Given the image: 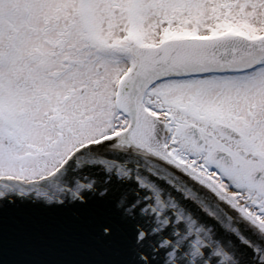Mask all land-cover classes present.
Listing matches in <instances>:
<instances>
[{
    "label": "snow or ice",
    "instance_id": "snow-or-ice-1",
    "mask_svg": "<svg viewBox=\"0 0 264 264\" xmlns=\"http://www.w3.org/2000/svg\"><path fill=\"white\" fill-rule=\"evenodd\" d=\"M27 206L113 264H264V0H0V216Z\"/></svg>",
    "mask_w": 264,
    "mask_h": 264
},
{
    "label": "water",
    "instance_id": "water-1",
    "mask_svg": "<svg viewBox=\"0 0 264 264\" xmlns=\"http://www.w3.org/2000/svg\"><path fill=\"white\" fill-rule=\"evenodd\" d=\"M114 250L72 209L20 207L0 216V264H113Z\"/></svg>",
    "mask_w": 264,
    "mask_h": 264
}]
</instances>
